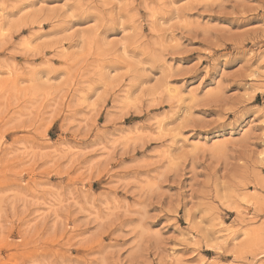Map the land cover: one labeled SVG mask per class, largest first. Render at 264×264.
I'll return each mask as SVG.
<instances>
[{
	"label": "rangeland",
	"instance_id": "1",
	"mask_svg": "<svg viewBox=\"0 0 264 264\" xmlns=\"http://www.w3.org/2000/svg\"><path fill=\"white\" fill-rule=\"evenodd\" d=\"M0 264H264V0H0Z\"/></svg>",
	"mask_w": 264,
	"mask_h": 264
}]
</instances>
